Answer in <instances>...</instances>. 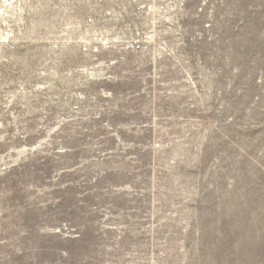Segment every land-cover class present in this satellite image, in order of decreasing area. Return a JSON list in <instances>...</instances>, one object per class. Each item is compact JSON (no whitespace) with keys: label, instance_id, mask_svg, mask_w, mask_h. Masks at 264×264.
I'll use <instances>...</instances> for the list:
<instances>
[{"label":"rangeland","instance_id":"374dc122","mask_svg":"<svg viewBox=\"0 0 264 264\" xmlns=\"http://www.w3.org/2000/svg\"><path fill=\"white\" fill-rule=\"evenodd\" d=\"M0 264H264V0H0Z\"/></svg>","mask_w":264,"mask_h":264}]
</instances>
